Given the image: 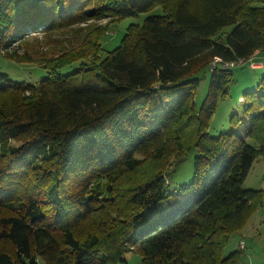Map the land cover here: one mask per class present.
<instances>
[{"label":"trees","instance_id":"1","mask_svg":"<svg viewBox=\"0 0 264 264\" xmlns=\"http://www.w3.org/2000/svg\"><path fill=\"white\" fill-rule=\"evenodd\" d=\"M82 30L37 85L0 73V264H237L224 251L261 205L244 182L264 159V77L243 137L209 128L235 83L222 64L264 53V0H0V55L16 63H34L15 50L34 35ZM193 152L192 182L170 192Z\"/></svg>","mask_w":264,"mask_h":264},{"label":"rangeland","instance_id":"2","mask_svg":"<svg viewBox=\"0 0 264 264\" xmlns=\"http://www.w3.org/2000/svg\"><path fill=\"white\" fill-rule=\"evenodd\" d=\"M144 16H142V19ZM136 19H126L120 22L109 35L102 41V56L106 57L120 46L121 40L127 32L130 24L136 23ZM107 22H99V25H105ZM86 25L74 27L73 31L84 29ZM231 29L228 28V32ZM86 33L82 30L79 34L73 32L53 33L47 37L45 33L34 35L28 39L25 44L15 48L20 56L27 55L34 63H16L0 55V73L6 74L10 81L14 83H24L37 85L47 78L48 74L43 66L45 60L58 57L63 50L80 43ZM75 67L62 70L63 75H68L75 71ZM201 84L195 96V102L201 107L209 88L210 73L204 72L200 76ZM264 77V53L255 56L247 61L244 66L234 69L235 83L230 88V93L218 105L216 114L210 123L209 133L217 137L222 133L236 132L239 136H244L249 121L244 115V100H247V94L257 90L258 83ZM233 116H237L241 123L235 125L231 122ZM249 143H252L249 141ZM196 153H190L185 156L183 163L176 168L171 177V184L168 188L174 192L183 185L192 182L194 176V160ZM244 188L248 190L261 192V205L255 210L249 219L245 228L231 236L224 254L225 256L240 252L241 258L237 264H264V159L259 157L253 164L245 182ZM126 262L121 264H141L142 258L136 253L126 255Z\"/></svg>","mask_w":264,"mask_h":264},{"label":"built area","instance_id":"3","mask_svg":"<svg viewBox=\"0 0 264 264\" xmlns=\"http://www.w3.org/2000/svg\"><path fill=\"white\" fill-rule=\"evenodd\" d=\"M217 63H221V60L220 59L215 60V62L211 66L212 70L215 69ZM246 63H247V61H245V60H239L238 62H234V63H223L222 67L224 69H233L236 67L244 66Z\"/></svg>","mask_w":264,"mask_h":264}]
</instances>
